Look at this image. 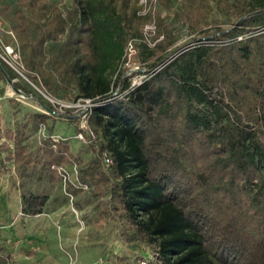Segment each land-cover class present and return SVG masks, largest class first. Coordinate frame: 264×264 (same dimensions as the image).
I'll return each mask as SVG.
<instances>
[{"label":"trees","instance_id":"trees-1","mask_svg":"<svg viewBox=\"0 0 264 264\" xmlns=\"http://www.w3.org/2000/svg\"><path fill=\"white\" fill-rule=\"evenodd\" d=\"M130 1L71 0V6H55L46 15L47 0H0V14L12 22L27 68L42 74L45 89L101 101L88 117L99 148L81 165L92 197L84 203L97 201L99 229L115 220L116 236L124 244L150 247L156 264H264V212L256 221L251 217L254 197L264 200V0L235 4L237 25L214 35L230 42L197 38L202 41L140 85L107 100L121 80L116 74L128 43L141 35L147 19ZM161 27L165 39L157 46L165 51L174 37ZM48 42L60 44L50 57ZM8 78H18L17 90L29 91V83L0 60V79ZM127 87L125 82L123 90ZM41 105L55 111L49 100ZM50 116L35 112L29 121L39 128ZM29 128V122L14 128L0 124V157L5 152L0 180L12 161L20 176L42 165L59 182L52 165L78 156L66 142L49 139L40 152L31 150ZM104 152L113 157L107 172ZM31 194L22 193L25 213L33 211ZM12 258L0 246V264H12Z\"/></svg>","mask_w":264,"mask_h":264},{"label":"rangeland","instance_id":"rangeland-1","mask_svg":"<svg viewBox=\"0 0 264 264\" xmlns=\"http://www.w3.org/2000/svg\"><path fill=\"white\" fill-rule=\"evenodd\" d=\"M15 3L16 0H10ZM241 0H147V2H141V0H131L130 8H137L138 13L143 15L145 19L142 25V33L137 37L132 38V44L134 48L130 49L128 59L123 63L122 70L118 75L125 77L134 76V78L140 79V77L147 76L151 71L157 67L162 61L172 57L174 54L186 50L191 45L198 43L209 36V39H205L206 42H212L213 44H225L232 39H214L215 34L219 33L221 29H229L232 26L237 25L239 21V11L235 4ZM72 5L71 0H47V13L49 15L55 6H60L63 9ZM141 12V13H140ZM159 15L161 22L159 23L156 15ZM0 18L3 23L0 28V39L9 40L8 31L13 30L12 22L6 20V18L0 14ZM165 25L174 37V42L165 51L158 48V43L164 41L165 33L162 31L161 25ZM14 31V30H13ZM15 33V32H14ZM19 43V42H18ZM60 44L52 42L47 43L46 54L48 57L52 56ZM177 50V51H176ZM176 51L172 54V52ZM22 61L25 65V73L29 80L26 92L17 90L15 84L18 82V78L12 79H0V124L3 128H14L16 124L30 123V128L26 132V142L29 144L31 150L40 152V147L45 140L44 136L40 134L39 128L34 126L33 122H30V115L35 112H41L43 108L41 100H49L47 95H52L62 103H74L79 99H75V94L69 97L63 96L60 92L54 89L46 87L42 80V74H38L37 71H30L25 63L22 55ZM152 64H156L154 68H150ZM45 66L51 70L52 75L55 76L54 70L49 64V59L46 60ZM139 67L142 70H133ZM151 69V70H150ZM150 70V71H148ZM148 71V72H147ZM131 74V75H130ZM37 77L38 82L32 80L31 77ZM124 77V78H125ZM128 79V78H127ZM123 83L125 80L119 81L117 86H114L113 91L120 96L123 94ZM44 85V86H43ZM81 110H84L87 105H84L83 100L80 101ZM60 115L57 117L50 116L47 122V132H56L61 135L71 136L78 131L80 125V119L77 117L80 109L54 106ZM3 139L0 138V142ZM11 141V145H12ZM97 146H90V144L82 141L71 139L70 143H67L72 152L78 156V161L81 165L89 162L92 158L97 156V150L99 148V141L94 142ZM5 156V152L3 153ZM2 156V157H3ZM2 157H0V168L2 166ZM103 169L107 172L109 167L102 161ZM1 170V169H0ZM1 178L10 180V185L19 186L22 192L28 195H34L30 200L32 201V212H36L39 208L44 211L56 208L65 200L72 204L71 197L65 193L64 185L61 180L57 183L50 179V173L47 168L42 165H35L30 167L24 172V176H20L15 169L14 163L7 162L6 168L2 169ZM192 176L196 180L203 179L198 174L191 170ZM1 181V180H0ZM19 184V185H18ZM73 189L76 192V189ZM90 191H81V196L77 198L79 202L84 203L87 199H92ZM46 195V198L44 197ZM86 199V200H85ZM76 195H74L73 204H77ZM45 201V202H43ZM97 201L92 203V207L96 205ZM84 205V204H83ZM264 212V200L258 197H254L252 203L251 217L256 221L259 214ZM115 221V220H113ZM116 222V221H115ZM3 225H0V230ZM3 236L0 235V240ZM7 240V238H4ZM5 244L0 242V245ZM113 258L116 259L117 253L113 254ZM142 256L136 257L135 260H141ZM101 260V259H100Z\"/></svg>","mask_w":264,"mask_h":264},{"label":"crops","instance_id":"crops-1","mask_svg":"<svg viewBox=\"0 0 264 264\" xmlns=\"http://www.w3.org/2000/svg\"><path fill=\"white\" fill-rule=\"evenodd\" d=\"M22 193L19 186L1 178L0 242L5 244L0 246L12 254V264H70L69 253L75 244L76 264H138L153 255L146 245L124 244L116 236L117 223L112 219L99 229L92 204L78 199L79 205H74L78 214L66 200L48 211L25 213ZM80 194L74 192L76 200ZM114 253L118 254L116 259ZM138 256L142 259L135 260ZM149 264L156 262L152 259Z\"/></svg>","mask_w":264,"mask_h":264},{"label":"built area","instance_id":"built-area-1","mask_svg":"<svg viewBox=\"0 0 264 264\" xmlns=\"http://www.w3.org/2000/svg\"><path fill=\"white\" fill-rule=\"evenodd\" d=\"M141 2H147V0H141ZM2 23H3V20L0 18V28H1ZM8 33L10 34L9 38H8L9 40L0 39V60L5 61L13 69H15L24 79L30 81V79L28 78V76L25 73L26 69H25V65L22 61V54H21V50H20V46H19L16 34L14 33L13 30L8 31ZM243 38H244V35L238 36L239 40H241ZM131 40L128 43L126 60L128 59V55H129V46H130V49L134 48ZM135 51H136V49H135ZM171 59H172V57L161 62L157 67H155L151 71V73H156L157 71L162 69ZM139 69L140 68L137 67L133 70L137 71ZM140 70H142V69H140ZM116 75L118 76V73ZM124 77H125V75L121 76V81H123V79H124L125 82L128 83V87L123 90V94H126L130 90L134 89L136 86L140 85L147 78L146 75L145 76L142 75L140 77V79L134 78V76L125 77V78ZM123 85H124V83H123ZM47 97L49 98V101H51L53 107L54 106H60V107L77 108V110L78 109L81 110V106L83 105L80 103L81 100H83L85 102L84 105H87V106L84 110H81L79 112V114L77 115V117H79L81 123H80L78 131L76 133L72 134L71 136H65V135H61V134L56 133V132H47V124H41L39 127V132L41 135L44 136L45 139H49V140L53 141L54 143H59V142L70 143L71 139H76V140L82 141V142L87 143V144H92L95 141H97V139H98L97 134L90 127L89 122H88V117H89V114H90L91 110L93 109V107L95 105L100 104L101 101L95 102L90 98H82V99L77 100L74 103L68 104V103H62L61 101L57 100L52 95H47ZM117 97H120V92L118 93V91H116V92L113 91V93L111 94V96L107 100L115 99ZM41 111L44 113H47L51 116H54V117H57V115H60V113L57 109L52 112L49 109L42 108ZM103 161H104V164L109 167L113 163L112 155L109 152H104ZM52 168L58 172L60 180L64 185L65 193L71 197V200H72L71 208L76 214H78V211L74 207V204H73L74 193L72 192L71 188L78 189V190H89V188H90V186L87 183H85L81 180V176H80L81 164L79 163V161L74 160V161H71L69 163H63L60 165H52ZM69 256H70V264H76L77 263V247H76V244L74 247V251L72 253L70 252ZM152 259L153 260L155 259L154 254L152 255L151 259H142L138 264H149ZM159 264H161V263H159Z\"/></svg>","mask_w":264,"mask_h":264},{"label":"water","instance_id":"water-1","mask_svg":"<svg viewBox=\"0 0 264 264\" xmlns=\"http://www.w3.org/2000/svg\"><path fill=\"white\" fill-rule=\"evenodd\" d=\"M182 51H183V50H182ZM180 52H181V51H180ZM177 54H179V52L176 53V54H174V55L172 56V58L175 57ZM8 80H9V81H12V79H10V78H8ZM46 109H47V108H46Z\"/></svg>","mask_w":264,"mask_h":264}]
</instances>
